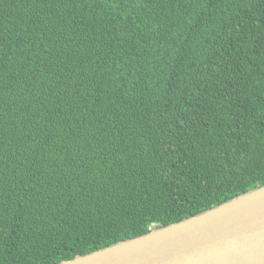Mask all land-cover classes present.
<instances>
[{
    "label": "trees",
    "instance_id": "obj_1",
    "mask_svg": "<svg viewBox=\"0 0 264 264\" xmlns=\"http://www.w3.org/2000/svg\"><path fill=\"white\" fill-rule=\"evenodd\" d=\"M262 185L264 0H0V264Z\"/></svg>",
    "mask_w": 264,
    "mask_h": 264
},
{
    "label": "water",
    "instance_id": "obj_2",
    "mask_svg": "<svg viewBox=\"0 0 264 264\" xmlns=\"http://www.w3.org/2000/svg\"><path fill=\"white\" fill-rule=\"evenodd\" d=\"M56 264H264V185Z\"/></svg>",
    "mask_w": 264,
    "mask_h": 264
}]
</instances>
